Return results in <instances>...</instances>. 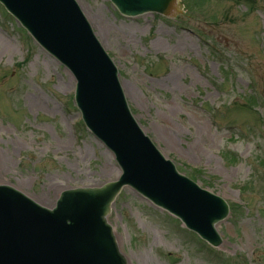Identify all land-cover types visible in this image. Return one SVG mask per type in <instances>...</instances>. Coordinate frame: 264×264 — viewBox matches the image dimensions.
I'll use <instances>...</instances> for the list:
<instances>
[{"label":"rangeland","instance_id":"rangeland-1","mask_svg":"<svg viewBox=\"0 0 264 264\" xmlns=\"http://www.w3.org/2000/svg\"><path fill=\"white\" fill-rule=\"evenodd\" d=\"M77 1L144 132L234 205L218 225L223 246L213 248L125 187L109 220L129 263L264 264V0H184L177 19L128 18L110 0ZM73 84L0 4V183L44 206L58 188L120 174L83 124Z\"/></svg>","mask_w":264,"mask_h":264},{"label":"water","instance_id":"water-1","mask_svg":"<svg viewBox=\"0 0 264 264\" xmlns=\"http://www.w3.org/2000/svg\"><path fill=\"white\" fill-rule=\"evenodd\" d=\"M111 1L132 17L160 12L174 18L182 12L180 0ZM0 2L75 77V101L83 120L113 152L122 171L113 181L88 185L99 187L58 188L54 207L0 183L6 184L0 185V264H128L107 218L124 186L180 218L213 247L221 246L217 224L229 215L228 203L180 173L144 133L116 65L78 2ZM74 89L75 80L73 94Z\"/></svg>","mask_w":264,"mask_h":264},{"label":"trees","instance_id":"trees-1","mask_svg":"<svg viewBox=\"0 0 264 264\" xmlns=\"http://www.w3.org/2000/svg\"><path fill=\"white\" fill-rule=\"evenodd\" d=\"M234 1L237 2L238 4H241L243 2L246 3V4H250L252 2V0H234ZM251 5L253 6L252 3H251ZM252 6L248 5L249 10H254V8ZM188 7L190 9H192L193 5H192V2L191 1L188 2ZM253 98H255V97H253ZM200 173H201V170H198V169L191 170V172H188L189 176H191L192 178H195V179L198 178V174H200Z\"/></svg>","mask_w":264,"mask_h":264}]
</instances>
